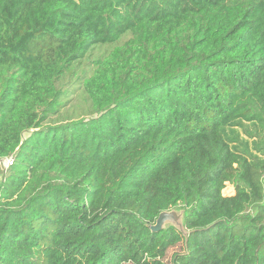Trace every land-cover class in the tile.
<instances>
[{"label": "trees", "instance_id": "16d2710c", "mask_svg": "<svg viewBox=\"0 0 264 264\" xmlns=\"http://www.w3.org/2000/svg\"><path fill=\"white\" fill-rule=\"evenodd\" d=\"M10 155L0 264H264V0H0Z\"/></svg>", "mask_w": 264, "mask_h": 264}, {"label": "rangeland", "instance_id": "374dc122", "mask_svg": "<svg viewBox=\"0 0 264 264\" xmlns=\"http://www.w3.org/2000/svg\"><path fill=\"white\" fill-rule=\"evenodd\" d=\"M65 87H67L71 92L73 93V97H71V100L68 101V104L65 106V108L63 110H67V114H73V116L75 118H77L80 114L83 113V111H80L81 108L85 107L86 105V101L83 99L82 95H80L81 91H80V80L78 78L75 77H71L69 79H66L64 81ZM63 90V83L60 84ZM81 96V97H80ZM5 158L1 159L0 164L7 166L5 161ZM222 193L224 195H231L234 193V189L232 187V185L230 184H226L225 188L222 190ZM176 211L177 213H182L183 214V210L180 209V207H174L173 209ZM166 225V224H165ZM178 250V247H174L171 248L168 253L166 258L164 259V261H170L171 260V254Z\"/></svg>", "mask_w": 264, "mask_h": 264}, {"label": "water", "instance_id": "95a60500", "mask_svg": "<svg viewBox=\"0 0 264 264\" xmlns=\"http://www.w3.org/2000/svg\"><path fill=\"white\" fill-rule=\"evenodd\" d=\"M181 217L182 213H177L174 210L161 211L155 222L149 225V229L151 231H159L165 226V224H172L178 229L183 230Z\"/></svg>", "mask_w": 264, "mask_h": 264}, {"label": "built area", "instance_id": "2783aa9c", "mask_svg": "<svg viewBox=\"0 0 264 264\" xmlns=\"http://www.w3.org/2000/svg\"><path fill=\"white\" fill-rule=\"evenodd\" d=\"M6 163H8V164H6L7 166L9 165V164H11L12 163V161H13V157H12V155H10V156H8V157H5V160H4Z\"/></svg>", "mask_w": 264, "mask_h": 264}]
</instances>
